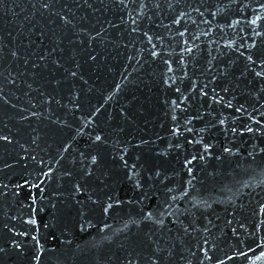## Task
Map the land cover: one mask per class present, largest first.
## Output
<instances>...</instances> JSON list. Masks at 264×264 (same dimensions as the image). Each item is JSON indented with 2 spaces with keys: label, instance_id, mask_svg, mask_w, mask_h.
I'll return each mask as SVG.
<instances>
[{
  "label": "water",
  "instance_id": "obj_1",
  "mask_svg": "<svg viewBox=\"0 0 264 264\" xmlns=\"http://www.w3.org/2000/svg\"><path fill=\"white\" fill-rule=\"evenodd\" d=\"M126 2L0 6V264H150L156 241L157 264H264V83L245 67L264 0Z\"/></svg>",
  "mask_w": 264,
  "mask_h": 264
},
{
  "label": "snow or ice",
  "instance_id": "obj_2",
  "mask_svg": "<svg viewBox=\"0 0 264 264\" xmlns=\"http://www.w3.org/2000/svg\"><path fill=\"white\" fill-rule=\"evenodd\" d=\"M56 2H57V0H41L40 6H41L42 9H44V10L47 11V10H49L50 8H52V6H53ZM84 2L87 3V0H84ZM99 2H100L101 5L106 6L105 0H99ZM107 2L113 4L114 6H120V5H123L125 8L127 7V2H126V0H107ZM230 2L235 3L236 0H230ZM3 3H4V0H0V6H2ZM147 3H149V4H150V3H153V0H147ZM155 3H156V7H159V6H160V4H159V0H155ZM89 6H91V5H89ZM140 6H141V7H146V6H147V4L145 3V0H140ZM169 6H171V2L169 3ZM260 8L264 9V4H261V5H260ZM52 15L56 16V17L58 18V20H59L62 24H64L65 26H67V25H69V24L72 23V21H71L70 18L66 19V16H67V13H66V12H64V13L62 14L61 12H55V11H53V12H52ZM213 15H215V13H213ZM256 18H257V19H260V16L257 15ZM133 23H135V21H133ZM250 23L255 24L256 21H255V20H252V21H250ZM135 30H136V29H133V31H135ZM101 31H103V29H101ZM253 32L255 33V35H260V33H259V32H256L255 29H253ZM98 35H100V33H97V36H98ZM180 36L183 37V36H184V33L181 32V33H180ZM90 38H91V39H95V37H90ZM75 42H76V41L74 40L73 43H75ZM251 48H252L253 50H250V51H249V54L245 57V59L248 61V64L245 65L246 70H251V69L249 68L250 65H255L256 67H259L261 70H260V71H255L254 75H255V77L259 78L260 81H261L262 83H264V47H261V48L257 49L256 43L253 42V44L251 45ZM185 51L191 52L192 49H191V48H187V47H185ZM10 54H11V56H13V57H16V55H17V53H16L15 51H12ZM151 55H152L153 57H156V56H157V53H156L155 51H152V52H151ZM240 55L243 56L244 54L241 53ZM46 59H47V54H46V55H42V56H40V60H41V61H44V60H46ZM89 59H90V60H95V56L91 55V53H90V54H89ZM25 63H27V61H25ZM52 63L55 64L57 68L62 67V65L59 64V63H57V60H55V59L52 61ZM165 63H167V61H165ZM181 63H183V61H181ZM33 67H34V68H35V67H38V65L34 63V64H33ZM169 70H171V69H169ZM226 71H227V70H221V73H220V74H221V75H224V74H226ZM66 72H67V75H68L69 77L75 78V77L77 76V72H76L75 70H72V69H66ZM5 79H7V78H5ZM213 79H215V77H213ZM12 82H13L12 80H8V83H12ZM164 83H165V84H168V80H165ZM49 84H50L53 88H55V87L59 84V81L53 79V80L49 81ZM28 87H31V85H28ZM177 91H179V89H177ZM200 94L203 96V95H205L206 93H204V91L201 90V93H200ZM40 96L43 98V102H44V104H46V105H48V104H50V103H52V102L59 103V101L56 100L55 96L52 95V94H49V95L46 96L44 92H40ZM0 99H3V97H0ZM216 102L219 103V100H217ZM4 103H7V101H4ZM32 107L35 108L36 105H33ZM177 107H178V105H177ZM228 107H231V103H230V102H229V104H228ZM239 110H240L239 108L236 109V111H239ZM21 111H23V110H21ZM31 114H32V115H36V113H34V112L31 113ZM92 115L94 116V115H95V112H93ZM26 118H27V117H25V116H21V119H26ZM173 120H175V117H173ZM53 123H56V121H53ZM60 123L63 124L64 122L61 121ZM89 123H91V121H89ZM219 123H220V124H223L224 121H223V120H220ZM257 123H258V122H257ZM178 127H179V126L174 127V128L172 129L173 134H177V133H178ZM233 131H235V129H233ZM247 131L252 132L253 129H252V128H248ZM0 141H7V142H9V143L11 142V141L8 139L7 136H2V135H0ZM97 142H99V144H101V145L104 143V140H102V136H101V134H96V135L94 136V138H93V144H96ZM188 142H189V143H192V141H188ZM141 143H142V144H147L148 141H146V140H142ZM137 146H139V145H137ZM65 147H66V146H65ZM176 147H180V145L177 144ZM210 147H211V145H205V146H204V151H205V152H208V150L210 149ZM223 151H224L225 153H227V152L229 151V149H228L227 147H225V148L223 149ZM89 155H90V159H91L92 164H95V163L97 162V156H96V155H92V154H89ZM158 155H163V153H159ZM33 159H34V157H33ZM193 159H195V157H193ZM200 159H201V160H204L205 157L202 155V156L200 157ZM190 163H191V161H186V164H190ZM186 170H187V172L189 173L190 180H191V179H194V177L191 176L192 171H193L192 168H191V167H187ZM86 174H87V173H86ZM160 175H161L160 171L157 170V171H155L151 176L148 177V180H149V181H152V180H154L155 178L160 177ZM142 186H143V185H142L141 183H137V185H136L137 189L141 188ZM75 191H76L77 193H79V192H80V188H79V187H76V188H75ZM169 191H172V189H170ZM89 199H91V197H89ZM175 199H176L175 196H173V197H172V201L174 202ZM91 202H92L93 204L96 203L95 200H92ZM78 203H79V201H78ZM115 203H116V204H119V201L117 200V201H115ZM111 207H112L111 204H107L106 207L104 208V211L107 212L108 209L111 208ZM165 211H167V206L165 207ZM153 215H154V213H151V212H143V213H142V218H143L144 220H147V221H149V222H151V223L157 225L158 227H162V226H163V220H161V219H159V218L153 220V219H152ZM171 215L175 216L176 213H175V212H172ZM177 219H178V217H177ZM171 222H172L173 224H175V223H176V220H173V221H171ZM187 231H188V228H184V232L187 233ZM32 239H33L34 241H36V237H35V236H33ZM207 243H208V241L205 240V244H207ZM14 246H15V249H16L17 251L20 250V247H21V246H20L19 244H15ZM49 251H50L51 253H53V254H56V255H55V259L53 260V264H58L59 259H60V256L63 255V253H59V250L56 249V248L49 249ZM153 251H154V255H155L156 258H155V259H152V258L150 257V258H149V260H150V264H157V261L160 259V254H161V253H168V254L171 253V249L161 247V245H160V243H159L158 241L154 242V245H153ZM200 251H201L202 253H204V258H205V259H211V257H209V256L207 255V253L204 252V249H203L202 247H201ZM4 252H5V249L2 248V247H0V254H3ZM38 253H39V254H42V252H41V246L39 245V242L37 241V252L33 254V257H32L33 260H38V259H39V254H38ZM241 255H246V254L242 252ZM260 255H261L262 257H264V252H261ZM130 264H135V261H134V260L130 261Z\"/></svg>",
  "mask_w": 264,
  "mask_h": 264
}]
</instances>
